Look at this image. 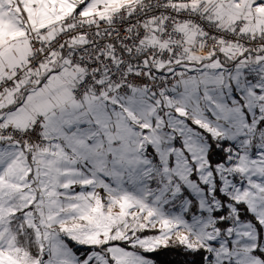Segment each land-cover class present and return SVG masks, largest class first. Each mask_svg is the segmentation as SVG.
<instances>
[{"label": "snow or ice", "instance_id": "6c2138e0", "mask_svg": "<svg viewBox=\"0 0 264 264\" xmlns=\"http://www.w3.org/2000/svg\"><path fill=\"white\" fill-rule=\"evenodd\" d=\"M109 4L0 0V264H264V0Z\"/></svg>", "mask_w": 264, "mask_h": 264}, {"label": "built area", "instance_id": "2783aa9c", "mask_svg": "<svg viewBox=\"0 0 264 264\" xmlns=\"http://www.w3.org/2000/svg\"><path fill=\"white\" fill-rule=\"evenodd\" d=\"M155 3H157V0H143V1L135 4L134 6H132L130 8H124V9L118 11L117 13H115L111 16V22L110 23H104L101 26L103 28L115 27V28L119 29V28L124 27L125 24H132L133 22L131 21L130 17L128 16V13H135L137 18H139L141 14L148 12L150 7H152ZM68 18H72V16L69 15ZM81 22L87 23V21L84 20L83 18H78L77 23H81ZM94 22L96 24H101L99 17H95ZM158 23H159V17H155L154 19L147 21V23L144 27L151 29L154 25H158ZM136 30H137L136 26L133 25V32H135ZM90 35H91V28H89V36ZM129 35H131V34H129ZM89 36L80 37L79 35H77L73 47H75L77 50H79L81 48H84L85 45H88V47L91 48L92 47L91 39H95V37H92L90 39ZM115 38H116V36L113 35V39H115ZM104 51L109 53V54L111 53V50H109V49H104ZM91 55H92L91 51L85 52L86 58H90Z\"/></svg>", "mask_w": 264, "mask_h": 264}, {"label": "rangeland", "instance_id": "374dc122", "mask_svg": "<svg viewBox=\"0 0 264 264\" xmlns=\"http://www.w3.org/2000/svg\"><path fill=\"white\" fill-rule=\"evenodd\" d=\"M126 3H127V0L120 1L119 3H116V0H110V5L113 7H117V8H109L107 15H109L111 17L113 14H115V12L117 13L118 11L122 10L123 8H126V7L128 8ZM117 9H119V10L117 11Z\"/></svg>", "mask_w": 264, "mask_h": 264}, {"label": "crops", "instance_id": "0c3cea01", "mask_svg": "<svg viewBox=\"0 0 264 264\" xmlns=\"http://www.w3.org/2000/svg\"><path fill=\"white\" fill-rule=\"evenodd\" d=\"M120 1H123V0H116V3H119ZM141 1H143V0H127L126 5L128 6V8H130V7L134 6L135 4H137V3L141 2ZM109 8H117V7H113V6H111V5L109 4ZM126 8H127V7H126ZM123 9H124V8H123ZM115 13H116V12H115ZM69 15H71V12H70Z\"/></svg>", "mask_w": 264, "mask_h": 264}, {"label": "trees", "instance_id": "16d2710c", "mask_svg": "<svg viewBox=\"0 0 264 264\" xmlns=\"http://www.w3.org/2000/svg\"><path fill=\"white\" fill-rule=\"evenodd\" d=\"M84 19V18H83Z\"/></svg>", "mask_w": 264, "mask_h": 264}]
</instances>
